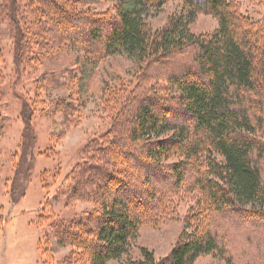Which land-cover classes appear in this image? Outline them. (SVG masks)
<instances>
[{"label": "trees", "instance_id": "obj_1", "mask_svg": "<svg viewBox=\"0 0 264 264\" xmlns=\"http://www.w3.org/2000/svg\"><path fill=\"white\" fill-rule=\"evenodd\" d=\"M167 1L119 0L98 11L87 0H0V23L13 29L21 65L38 57L26 54L37 27L46 49L73 47L92 64L127 53L142 70H166L145 88L151 95L133 104L126 97L69 176L72 198L94 208L54 219L51 231L80 264L127 255L140 226L183 187L197 199L171 253L157 260L141 247L143 259L130 264H193L209 253L238 264L220 233L225 221L264 223V15L252 18L237 0H179L183 12L152 31L147 16ZM199 13L216 17L218 28L192 32ZM173 156L180 160L164 164Z\"/></svg>", "mask_w": 264, "mask_h": 264}, {"label": "rangeland", "instance_id": "obj_2", "mask_svg": "<svg viewBox=\"0 0 264 264\" xmlns=\"http://www.w3.org/2000/svg\"><path fill=\"white\" fill-rule=\"evenodd\" d=\"M116 1L87 0V5L105 11ZM237 1L252 18L264 15V4ZM183 7L179 0L167 1L147 16L149 27L162 29ZM35 28L38 35L26 54L38 59L21 65L14 31L0 23V264H80L69 259L70 247H61L51 231L54 219L70 221L94 208L72 198L69 176L88 146L110 130L126 97L133 104L151 95L145 88L157 83L155 75L166 70H142L127 53L92 64L73 47L46 49L42 31ZM217 28V18L208 13H199L191 25L195 34ZM172 62L167 65L171 71L176 69ZM179 160L173 156L164 164ZM152 184L163 189L158 182ZM196 199V191L189 187L169 196L163 208L152 210L156 216L140 226L128 254L108 264L142 260L141 247L153 251L157 260L168 256ZM147 204L148 210L154 208V201ZM135 209L143 212L142 204ZM220 233L232 243L238 264H259L264 256V223L225 221ZM193 264L227 263L218 253H209Z\"/></svg>", "mask_w": 264, "mask_h": 264}]
</instances>
